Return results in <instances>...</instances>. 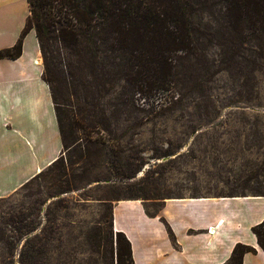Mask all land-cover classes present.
Masks as SVG:
<instances>
[{"label": "rangeland", "instance_id": "obj_1", "mask_svg": "<svg viewBox=\"0 0 264 264\" xmlns=\"http://www.w3.org/2000/svg\"><path fill=\"white\" fill-rule=\"evenodd\" d=\"M26 15V0L0 2L7 41ZM193 37L200 55L177 65L174 98L143 102L119 80L94 108L91 93L55 84L78 104V127L62 162L0 197V264H104L95 235L115 200L152 214L171 196L264 193V33L238 40L208 0Z\"/></svg>", "mask_w": 264, "mask_h": 264}, {"label": "trees", "instance_id": "obj_2", "mask_svg": "<svg viewBox=\"0 0 264 264\" xmlns=\"http://www.w3.org/2000/svg\"><path fill=\"white\" fill-rule=\"evenodd\" d=\"M26 1L25 23L14 44L0 49V58L19 57L25 35L34 31L42 79L50 89L63 145L49 166L63 161L62 153L80 120L78 104L57 98L55 84L60 80L69 83L72 95L91 93L94 108L103 92L119 80L131 97L143 102L167 100L175 97L173 78L181 59L200 55L193 37L194 16L208 0ZM218 1L238 40L245 34L264 33V0ZM251 230L264 253V220ZM95 237L104 264H134L129 240L113 230L112 208L105 233L97 232ZM253 251L252 246L237 243L222 264H241L243 255Z\"/></svg>", "mask_w": 264, "mask_h": 264}, {"label": "crops", "instance_id": "obj_3", "mask_svg": "<svg viewBox=\"0 0 264 264\" xmlns=\"http://www.w3.org/2000/svg\"><path fill=\"white\" fill-rule=\"evenodd\" d=\"M25 19L8 41L0 27V49L14 44ZM32 34L34 49L27 52ZM40 56L30 30L19 57L0 58V197L29 182L63 148ZM161 202L158 213L152 214L139 198L113 202V230L129 240L134 264H222L237 243L255 249L243 255L241 264H264L251 230L264 220V195H179Z\"/></svg>", "mask_w": 264, "mask_h": 264}]
</instances>
